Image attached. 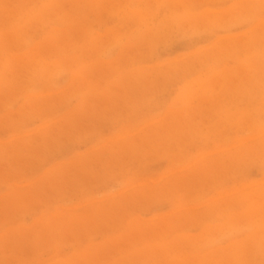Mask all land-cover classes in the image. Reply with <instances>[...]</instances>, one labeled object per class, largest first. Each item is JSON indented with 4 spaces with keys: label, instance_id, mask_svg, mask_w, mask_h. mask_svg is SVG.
<instances>
[{
    "label": "rangeland",
    "instance_id": "1",
    "mask_svg": "<svg viewBox=\"0 0 264 264\" xmlns=\"http://www.w3.org/2000/svg\"><path fill=\"white\" fill-rule=\"evenodd\" d=\"M0 264H264V0H0Z\"/></svg>",
    "mask_w": 264,
    "mask_h": 264
}]
</instances>
